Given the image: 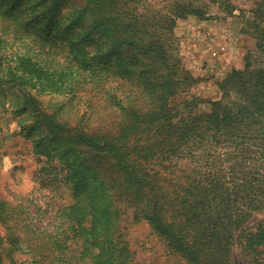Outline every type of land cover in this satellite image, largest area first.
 <instances>
[{
	"label": "trees",
	"instance_id": "trees-1",
	"mask_svg": "<svg viewBox=\"0 0 264 264\" xmlns=\"http://www.w3.org/2000/svg\"><path fill=\"white\" fill-rule=\"evenodd\" d=\"M61 1L0 0V111L20 115L12 134L31 142L45 159L42 169L55 163L66 172L67 188L80 190L66 213L72 222L56 232L36 227L28 205L0 198V264H17L19 254L34 264H131L118 235L119 203L133 208L134 218L146 221L186 264L228 263L232 231L243 218L231 205L251 206L250 191L227 193L220 178L182 177L168 165L205 141L224 136L238 146L248 129L264 133V123L254 125L264 117V69L246 65L222 83L237 92L231 107L215 102L201 114L186 103L183 114L171 98L194 78L176 56L172 27L196 10L180 4L148 16L139 10L141 0ZM253 15L264 25V0ZM258 46L264 50V29ZM12 61L31 69L16 65L15 72ZM74 73L76 82L67 83ZM75 83L107 92L104 107L118 111L115 134L69 127L44 110L39 95L71 92ZM246 235L242 248L253 264H264V225ZM68 241L77 253L69 252Z\"/></svg>",
	"mask_w": 264,
	"mask_h": 264
},
{
	"label": "rangeland",
	"instance_id": "rangeland-1",
	"mask_svg": "<svg viewBox=\"0 0 264 264\" xmlns=\"http://www.w3.org/2000/svg\"><path fill=\"white\" fill-rule=\"evenodd\" d=\"M72 0H63L61 3ZM139 10L148 16L167 14L172 6L186 5L196 10L185 17H178L172 27V44L180 65L194 78L185 91L171 98V106L189 103L191 112L208 113L212 103L231 105L238 101L237 92L225 91L222 83L233 71L264 69V50L258 46V35L264 25L253 15L254 8L262 0H141ZM66 11V10H65ZM10 64L22 71L31 69L29 64ZM18 66V68L16 67ZM74 74L65 77L67 83L76 82ZM32 85L30 81L29 86ZM94 87V86H93ZM84 84H74L71 92L45 93L39 101L48 113L69 127L87 132L115 134L118 111L113 106L104 107L106 91ZM20 115L0 111V198L9 203L28 205L36 213L35 223L40 230L60 231V226L72 222L67 218L69 206L80 190L68 189L65 171L47 164L44 158L33 153L31 142L24 136L12 134ZM259 127L264 117H257ZM19 129V128H17ZM182 177L207 181L218 179L227 192L250 191L253 204L235 201L232 213L243 216L240 226L232 231L233 245L230 261L226 264H253L254 257L247 255L240 242L246 233L264 225V133L254 127L247 130L243 144L236 146L224 141V136L205 141L190 153H180L168 165ZM55 169V170H54ZM252 189V192H251ZM238 191V192H237ZM121 214L118 235H122L130 251L131 264H186V260L174 253L166 241L153 232L146 221L134 218V209L119 203ZM67 213V214H66ZM246 213V216L243 215ZM78 218L74 217L73 221ZM85 221V220H84ZM82 221V222H84ZM0 234L4 235L3 227ZM80 242V241H78ZM69 252L77 253L78 245L68 241ZM17 264H34L30 255L16 256ZM54 264L51 259L44 263Z\"/></svg>",
	"mask_w": 264,
	"mask_h": 264
}]
</instances>
